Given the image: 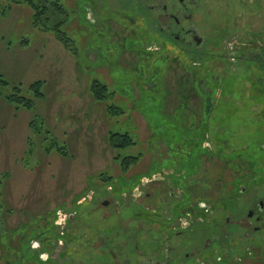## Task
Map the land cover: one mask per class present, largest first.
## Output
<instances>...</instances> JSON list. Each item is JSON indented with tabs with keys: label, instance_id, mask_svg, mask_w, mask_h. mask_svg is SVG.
I'll list each match as a JSON object with an SVG mask.
<instances>
[{
	"label": "rangeland",
	"instance_id": "374dc122",
	"mask_svg": "<svg viewBox=\"0 0 264 264\" xmlns=\"http://www.w3.org/2000/svg\"><path fill=\"white\" fill-rule=\"evenodd\" d=\"M58 3L65 11L63 29L76 58L49 31L31 26L26 5L0 15V77L7 82L0 93H13L16 87L31 98L29 87L40 81L45 96L34 101L30 111L0 98V264L33 263L37 255L40 264H114L106 249L119 253L117 264H264L260 236L259 244L243 237L214 242L226 230L221 228L219 234L211 222L203 229L201 220L188 216L171 226L172 235L149 233L139 245L138 257L128 242L138 219L144 225L143 220L154 218L158 225L159 217L142 210V204L158 215L168 206L165 217L170 203H175L173 215L176 207L186 204L181 185H187L178 174L183 166L187 173V164L194 165L198 154L200 162L194 165L187 189L194 204L218 205L232 193L234 179L246 187L251 200L264 196V173L257 180L249 170L234 167L237 157L245 155L243 148L251 152L254 144L264 145V138H252L260 108L251 99L250 81L245 76V82L240 81L241 72L248 69L229 61L232 52L261 61L250 68V79L260 76L264 89V0L201 1L195 19L207 45L197 55L181 50L176 57L162 49L136 52L135 40L121 42L124 37L118 35L125 31L119 25L112 26L111 38L104 20H119L99 0ZM94 81L112 94L106 103L93 102L89 87ZM107 107L118 115H111ZM33 120L41 121L53 138L44 140L41 132H33ZM108 133L129 134L137 143L118 153L143 157L126 174L119 170L118 154L108 146ZM52 140L67 149L66 157L44 153ZM201 145L203 151L213 145L221 150L210 158ZM100 174L112 183L106 186ZM254 181L256 187L251 186ZM228 182L233 185L217 191V183ZM125 195L133 199H123ZM243 197L238 194L239 206ZM102 210H109L108 218ZM48 215L60 235L69 227L79 229L72 237L67 230L63 240L70 243L59 241L51 255L42 252L38 234ZM227 216L234 219L232 213ZM145 244L156 253L148 255ZM99 245L105 247L96 253ZM65 252L69 255L64 258Z\"/></svg>",
	"mask_w": 264,
	"mask_h": 264
},
{
	"label": "flooded vegetation",
	"instance_id": "af4514ba",
	"mask_svg": "<svg viewBox=\"0 0 264 264\" xmlns=\"http://www.w3.org/2000/svg\"><path fill=\"white\" fill-rule=\"evenodd\" d=\"M201 1L203 0H99L100 3L108 6L111 12H113L119 20L117 21L112 18H106V20H104L106 23L104 24L105 31L111 38L112 35L115 34V32L113 33L112 26L114 24L119 25L122 30L125 31L118 35L124 37L121 38V42L125 41V39L131 41L135 40L138 46L136 52L139 50V52L142 53V48H146V50L150 48L151 52L149 53H152V50L155 52L161 51L162 49L167 56H171L172 54L174 57L177 56L175 53L177 52L180 54L181 50H186L187 52L191 51L197 55L199 50L201 51L200 47L204 46L205 43V46L207 45V39L204 40V37L199 34L195 19ZM236 55H238L237 52L236 54L232 52L230 57L231 60L229 61H231L230 63H233V65L237 64L240 68L243 67L244 69H248V72H241L240 81H244V76L250 81L251 99L252 101H256V105H259L260 108V112L257 116L259 120L256 123L252 138H264V99L263 96H261L264 89L260 86V76L257 78L255 77V81L250 79L252 75L250 74V68L253 65H256L254 62L258 61L255 60V57H250L248 59L247 54L240 55L239 53L240 58ZM260 63L261 61L258 62V65H260ZM257 68L260 70L259 66ZM229 74L234 75L235 72H229ZM239 75L240 74L238 73V76ZM234 78L235 76L233 79ZM219 141L220 139L216 138L215 143L218 144ZM263 146L264 145L257 146L254 144L253 151L251 152L246 150V148H243L240 152L245 153V155L237 157V160L240 161L238 164H234V167L244 172L245 170H249L254 176H257L253 177L254 179L261 180L264 171L259 173V169H264ZM203 147L205 146L201 145L200 150L203 153L206 151L207 156H211L210 158H214L221 150V148L220 150H215L213 145L212 148H205V151H203ZM258 153H262L263 157L256 156ZM199 162L198 154L194 159V165ZM194 165L192 164V167H195ZM234 180H236L235 183ZM234 180L232 181L234 187L232 186L231 188H233L234 191L238 188L239 195L244 196V204L242 206L238 205L237 208H234V211L232 212L233 220L227 216L224 221L226 225L222 227L226 232H224L222 236L225 237V239H232L233 241L235 237H243V239L247 240L249 244L252 241L257 244L256 237L260 236L264 243V196L262 198L260 197L251 200L249 196H246V187L244 185L236 184L240 183L238 179ZM233 184L231 182H228L227 184L217 183L219 186L217 191H222L226 186H231ZM251 186L256 187L255 181L251 183ZM232 195V193L227 195L228 201H232ZM169 196H172V194H169ZM104 205H107V203ZM200 205H203L206 208L203 210L206 211V213H209L207 215L210 216L211 220L217 212V208L213 206V203L209 205L208 203L202 202L198 203L197 209H200ZM186 216L191 220L193 218V215L190 213ZM229 228L234 231L229 232ZM241 233L242 236L239 235Z\"/></svg>",
	"mask_w": 264,
	"mask_h": 264
},
{
	"label": "trees",
	"instance_id": "16d2710c",
	"mask_svg": "<svg viewBox=\"0 0 264 264\" xmlns=\"http://www.w3.org/2000/svg\"><path fill=\"white\" fill-rule=\"evenodd\" d=\"M20 4L26 5L31 10L32 14H31L30 23H31L32 27L37 28L43 32L49 31L53 35L55 40L59 44L62 45V47L65 49V51L69 52L70 54H72L76 58L77 52L73 48V46H72L73 44H72L71 40L68 38L65 30L63 29L64 27L66 29L65 25H66L67 21H65V19L62 20L63 16H65V11L63 10V7L58 3V0H51L50 2L48 0H0V15H4L6 13H9L13 7L19 6ZM6 85H7V82L0 77V86L5 87ZM43 86H44V82H40V81L32 84L29 87V91H30L31 96H32L31 98L23 97L21 95L20 89L16 88V87L13 88V93H10L7 95H2L0 93V98L2 100H4L7 104L14 106L16 109L21 108V109H25L27 111H30L34 106V101L43 100L45 98V96L42 92ZM89 91H90V95L92 97L93 102L97 105L106 103L108 101V97L110 95H112L108 92L105 85H103L97 81H94L90 84ZM261 96L264 97V93H262ZM106 109L111 115H118V113L116 112V110L114 108L110 109L107 107ZM38 123H41V124L38 125ZM29 128L33 129V132L36 131L35 132L36 134L37 133L39 134V132H41L40 134L44 136V140H46L47 138H53V136L50 137L52 135L51 132H49V130L46 129L44 127L43 123L39 120L38 121L33 120L32 122H30ZM41 140H43V139L41 138ZM107 143H108V146L112 150H114L117 154L120 151L124 152L128 149H134L136 144H137L135 142V140L133 139V137L130 136L129 134H117V133H108ZM43 148H44L43 149L44 153L46 155H49L53 152H55L58 156H61V158H64L67 155V152H66L67 149L65 147H58V145L54 141L50 145L44 146ZM142 159H143V157L140 153H138L137 155H134V156H120L118 154L115 158V160L117 161V163L119 165V170L122 174H126L128 172V170H131L137 164H139ZM183 168H184V166H183ZM183 168H181V170H180L181 173L178 174V177H180L181 184L184 183L187 185V187H185L184 185H181V188H183L185 191V197H186L185 203L186 204H183L181 208L176 207L175 211H174V215H173L172 210L174 209L175 203L174 202L170 203V206H172V208H171L170 214L167 217H165L164 215H165V210L168 206L164 207V209L160 211L161 215H158L157 213L154 214L152 211L145 209L143 204H142V210L148 211V213H151V216L159 217V220H158L159 222L157 225L154 218H152L151 221L143 220L144 225L140 221V219H138L134 223L133 231L131 233H129V235H128V240H129L128 242L130 244H132V250H133L132 253L134 255H136V257H138L137 255H139V252H138L140 250L139 245L144 244V242H146V237L149 233L156 232L157 234L158 233L166 234V232H167L168 235H172L173 231H172L171 226H173L174 223L177 222L182 216H186L188 213L193 215L192 220L193 219L194 220H201V224L203 225V229H206L207 223L211 222L213 227L220 234L221 228L226 225L224 223V221L227 218V214L232 213L234 211V208L238 207V194H239L238 192L239 191H238V189H236L235 191L232 190V194H233L232 195V201H228L227 195H225V198L222 201H219L218 205H213L215 208H217L216 209L217 212L214 214V216L210 220V216L207 215V214H209L208 212L206 213V211H204V210L197 209L198 203H201V202L194 204V202H195L194 198L193 197L191 198V196L187 193L188 186L191 183V180H190L191 174H193L195 167H192V164H187L186 169L189 170V171H187V173L183 170ZM121 177L124 178V176H121ZM99 179L103 180L104 183L107 184L106 186L111 184L113 181V179L104 178L103 175H101V174L99 175ZM122 196H123V194H122ZM122 198L123 199H129V198L133 199L132 196L127 197L126 195ZM191 200L193 201V203ZM0 206L2 207V205H0ZM240 209H242V208H240ZM103 211H107L106 217L108 218V216L110 214L109 210H102V212ZM51 214H50L52 217L51 219H53L55 217L54 212ZM50 215H48V217L44 218L45 222L46 221L47 222H46V224H44L43 228L38 231V234L41 236V237H39V241L44 246V248L41 247V250L43 253L45 252L47 255H51L52 253H55L57 243L59 241L63 240V237L65 236L67 230H68L67 233L71 237L74 234H77V232L79 230L78 227L75 229L74 228L71 229L69 227L71 229V231H69V228H68L67 230H65V233H63V234L61 233V235H60V233L57 232L56 226L53 225V220L48 221V219H50L49 218ZM136 216H138V215H136ZM222 218H223V222H221ZM162 220L165 221V223L163 224V229L161 228ZM109 228L113 229V227H109ZM100 230H102V228H100L97 231V234ZM170 231H172V232H170ZM219 236L220 237L215 236V239L213 241L217 242L219 239L221 240L222 238H224L222 236V234ZM113 241L114 240L112 239L111 242H113ZM68 242L70 243L69 240H67L65 243L67 244ZM120 243L123 244V241H121ZM114 244H112V247ZM102 245L97 246V252L96 253L99 252L98 251L99 249H103V247H105ZM120 245H118V244L116 245L118 247V249H120ZM146 249L148 250V255H152L153 253H156V251L151 249L148 246V244L144 245V250L147 251ZM106 251H107V253L110 254L109 256H111V258H113V263L117 264L119 253H117V254L114 253L113 249H112V251L106 249ZM61 255H63V257L65 258V256H67L69 254L67 252H65V253H61ZM37 256H35V260H33L36 262H33V263L31 262L28 264H40L39 260L37 259L38 258ZM59 256H60V254H58V257ZM54 262L57 263L56 261H54ZM67 263H69V261ZM127 264H130V263L127 262Z\"/></svg>",
	"mask_w": 264,
	"mask_h": 264
}]
</instances>
